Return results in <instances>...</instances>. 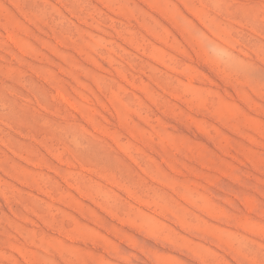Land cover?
Wrapping results in <instances>:
<instances>
[{
	"label": "rangeland",
	"instance_id": "1",
	"mask_svg": "<svg viewBox=\"0 0 264 264\" xmlns=\"http://www.w3.org/2000/svg\"><path fill=\"white\" fill-rule=\"evenodd\" d=\"M0 264H264V0H0Z\"/></svg>",
	"mask_w": 264,
	"mask_h": 264
},
{
	"label": "bare ground",
	"instance_id": "2",
	"mask_svg": "<svg viewBox=\"0 0 264 264\" xmlns=\"http://www.w3.org/2000/svg\"><path fill=\"white\" fill-rule=\"evenodd\" d=\"M71 240V239H70Z\"/></svg>",
	"mask_w": 264,
	"mask_h": 264
}]
</instances>
